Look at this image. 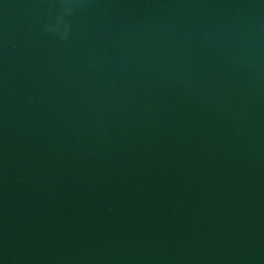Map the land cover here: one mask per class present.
<instances>
[{"label": "water", "instance_id": "1", "mask_svg": "<svg viewBox=\"0 0 264 264\" xmlns=\"http://www.w3.org/2000/svg\"><path fill=\"white\" fill-rule=\"evenodd\" d=\"M0 264H264V0H0Z\"/></svg>", "mask_w": 264, "mask_h": 264}]
</instances>
